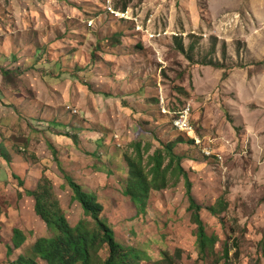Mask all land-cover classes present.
Segmentation results:
<instances>
[{
  "label": "rangeland",
  "instance_id": "1",
  "mask_svg": "<svg viewBox=\"0 0 264 264\" xmlns=\"http://www.w3.org/2000/svg\"><path fill=\"white\" fill-rule=\"evenodd\" d=\"M109 3L162 36L138 35ZM177 42L192 47L191 62ZM262 61L264 0H0V264L51 235L27 192L44 177L73 227L90 219L54 149L137 264H264ZM186 105L200 143L173 128ZM177 139L204 231L216 237L203 253L185 177L170 172L144 207L125 192L133 145L149 169L148 156ZM15 228L27 241L9 255Z\"/></svg>",
  "mask_w": 264,
  "mask_h": 264
},
{
  "label": "trees",
  "instance_id": "2",
  "mask_svg": "<svg viewBox=\"0 0 264 264\" xmlns=\"http://www.w3.org/2000/svg\"><path fill=\"white\" fill-rule=\"evenodd\" d=\"M126 10H128L127 6L123 10L117 11L125 12ZM176 48L186 60L192 61V47L187 51L182 42H177ZM261 64H264V61ZM2 73L4 77L9 74L6 70H2ZM227 76L228 74L224 73L223 79ZM179 134L188 138L190 143H195L194 139L187 135ZM177 140L179 141L168 143L162 149H157L153 155L148 156L150 159L149 169L144 165L141 143L134 144L135 154L125 155V161L129 167V179L125 192L136 205L144 207L152 191H162L168 187L171 179L168 177L170 172L173 173V177L179 174L185 177V183L188 186V211L191 213V220L196 230L195 241L197 249L203 253L208 247L211 248L215 244L216 237H209L204 231L200 219L201 206L192 197L191 181L181 165V157L174 151L175 145L184 140ZM148 149L149 147L145 149V152H148ZM53 152L58 166L73 190L75 199L81 203L90 219H83L73 227L60 202L55 199L52 181L44 177L35 190L27 192L35 199L36 213L46 222L51 230V235L38 239L29 255H21L11 264H42V262L45 264H137L140 258L138 252L125 249L118 243L114 230L102 218L104 206L99 198L94 193L85 191L81 184L67 174L61 166L58 151L54 149ZM223 208L226 210V207ZM208 211L213 215H218L216 207H210ZM26 241L27 237L24 232L15 228L12 237L13 245L8 246V254L13 255L14 250L22 248ZM105 247L108 248L109 255L103 259L100 253Z\"/></svg>",
  "mask_w": 264,
  "mask_h": 264
},
{
  "label": "built area",
  "instance_id": "3",
  "mask_svg": "<svg viewBox=\"0 0 264 264\" xmlns=\"http://www.w3.org/2000/svg\"><path fill=\"white\" fill-rule=\"evenodd\" d=\"M107 7V11L113 17L117 18L118 20L128 21L134 24L135 33L138 35H143L147 37L149 40H156L159 39L162 35L151 33L148 28H145L139 21L138 18H135L133 14H131V9L126 10L125 12L117 11L113 7ZM174 119H173V128L179 132L187 135L188 137L194 139L196 143H200L199 138L196 135V129L192 124L191 120V107L190 105H186L180 111L174 112ZM204 153L207 155H211V152L207 149H204Z\"/></svg>",
  "mask_w": 264,
  "mask_h": 264
}]
</instances>
